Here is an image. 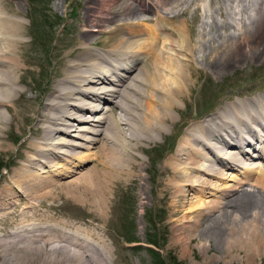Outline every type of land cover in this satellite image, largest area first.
<instances>
[{
  "label": "bare ground",
  "instance_id": "1",
  "mask_svg": "<svg viewBox=\"0 0 264 264\" xmlns=\"http://www.w3.org/2000/svg\"><path fill=\"white\" fill-rule=\"evenodd\" d=\"M130 1L144 10L132 9ZM180 1L88 2L89 25L83 30L82 52L74 62L63 63V78L52 83L44 111L38 114L39 125L33 130L38 140L27 142L22 164L0 178V264H116L105 233L102 235L104 229L96 224L106 219L109 181L134 171L133 151L152 135L162 133L176 98L188 88V71L191 73L195 61H199L196 54L202 65L215 72L237 65L243 45L256 56L264 54V0H226L229 5L247 3L244 19L235 24L220 13L223 21L214 22L216 31L209 38L201 32L197 48L185 30L189 28L186 22L174 26L172 18L154 7L155 21L167 26L147 28L151 18L144 17L143 12L148 7ZM116 2L130 7V11L112 13ZM10 3L0 0V153L5 149L4 129L17 118L14 103L16 98H23L19 84L28 72L25 24ZM101 6L108 7L106 15H95ZM185 14L183 11L173 17ZM109 27L110 46L104 53L90 50L94 34ZM120 29L127 36L113 43L112 36ZM174 32L179 42L172 38ZM138 48L148 56L137 69L142 61ZM92 57L98 62L87 61ZM104 106L110 107L105 113H110L111 121L102 113ZM1 109H6L10 117ZM88 133L93 137L85 138ZM63 137L82 138L91 144L103 142L98 151L103 149L105 154L95 165L98 171L89 170L78 182L59 186L51 177L78 173L71 166L74 147L80 145ZM255 142L264 144V95L248 103H230L200 126H189L170 157V186L177 199V213L184 211L188 196L196 191L209 193L210 182L205 177L224 179L233 172L246 178L257 175L256 189L244 188V183L237 189L225 188L220 202L185 212L183 223L176 226L174 244L183 248L186 264H254L264 257V164L246 163L264 161V147L255 146ZM246 156L253 159L245 161ZM54 161H63L71 169L63 167L64 172L57 174L52 169ZM67 192L77 204L92 210L87 224L43 214L44 209L55 211L56 201ZM17 205L23 207L18 209Z\"/></svg>",
  "mask_w": 264,
  "mask_h": 264
},
{
  "label": "rangeland",
  "instance_id": "2",
  "mask_svg": "<svg viewBox=\"0 0 264 264\" xmlns=\"http://www.w3.org/2000/svg\"><path fill=\"white\" fill-rule=\"evenodd\" d=\"M9 1L12 10L18 13L20 20L25 24L24 40L27 42L25 67L28 72L19 84L24 92L23 98H16L14 103V109L18 111L17 118L10 126L5 127L2 134L5 149L0 153V178L7 176V173L22 164L27 142L38 140L33 135V130L39 125L38 114L44 111L45 100L52 83H59L63 78L65 71L63 63L67 65L69 62H74V58L82 52L80 44L85 38L83 30L86 25H89L86 22V12L87 7L90 6L88 5L90 0ZM117 4L119 2L113 5L112 13L121 10L127 14L131 9ZM130 4L132 9L137 7L144 10L136 3L130 1ZM246 4V2H233L229 5L226 0H181L175 5H152V9L151 6L148 7V11H144L143 16L151 18V21L146 24L149 30H159L167 26L155 21L154 8L172 18L174 26L186 22L189 28L186 27L185 30L188 31L189 36L191 35V44L195 43L197 48L196 41L200 39L201 32L209 38L210 33L216 31L213 28L214 22H221L224 17L228 19V22L234 21L235 24L243 20ZM98 8L101 9L96 11L95 15H106L105 8L108 7ZM182 10L186 13L185 17H173L183 12ZM220 13H223L224 17H221ZM104 30L105 32L94 34L95 40L89 45L90 50L104 53V49L110 46L109 43L107 44V39L111 38L108 35L110 27ZM116 31L118 32L112 36L113 43H118L122 41V37L127 36L122 29ZM157 33L161 34L160 31ZM171 36L179 42V35L176 32ZM143 38H147V35ZM191 44L187 43L188 47H191ZM138 49L142 61L137 69L143 66L148 56V52ZM248 50L249 48L243 45L240 51V62L234 67L222 70L224 73L208 70L201 64L199 54H196V59L199 61H195L191 67V73L188 71V88L182 97L176 98L175 105L169 111L171 119L165 125L163 124L162 133L152 135L141 144L140 148L133 151L132 154L136 155L134 171L110 179L106 219L96 224L104 229L102 235L105 233L103 237L110 252L112 251L111 256L116 264H186L183 248L174 244L176 226L183 223L182 218L185 212H196L197 209H204L206 205L220 202L221 192L225 188L237 189L244 183V188L256 189L254 185L257 175L255 173L250 178L244 177L239 172L224 175V179L205 177L210 182L209 193L201 194L196 191L185 200L187 205L184 211L177 213V199L170 186L173 183L170 157L175 153L189 126H200L203 121L209 120L222 107L230 103H248L264 95V54L256 56L254 52H248ZM92 58L94 59L87 61L98 62L97 58ZM189 76L193 78L190 79ZM109 108L104 106L102 113L109 117L108 121H111L110 113H105ZM1 111L7 118L10 117L6 109ZM119 114L120 112H117L116 115ZM40 124L42 125V122ZM87 137L93 136L88 133L85 138ZM63 138L80 145L74 147L76 153L73 158L74 164L71 166L78 173L72 177H51L59 186L78 182L83 174L87 175L89 170L92 173L98 171L99 168L95 165L105 154L103 149L98 151V146H101L103 142L91 144L82 138ZM257 145L264 147V144L255 142V146ZM247 160L249 159L245 161ZM259 161L253 159L251 163H246H249L248 166H255V164L263 166L264 161ZM53 165L52 169L57 171V174L64 172L63 167L71 169L63 161H54ZM47 176H52V173ZM71 196L72 194L68 192L63 193L55 203V211L46 212L44 209L43 214L87 224L92 218V210L77 204L78 201ZM22 207L23 205H17L18 209ZM151 244H154L155 248ZM263 258L257 259L254 264H264Z\"/></svg>",
  "mask_w": 264,
  "mask_h": 264
},
{
  "label": "trees",
  "instance_id": "3",
  "mask_svg": "<svg viewBox=\"0 0 264 264\" xmlns=\"http://www.w3.org/2000/svg\"><path fill=\"white\" fill-rule=\"evenodd\" d=\"M130 242V241H129ZM129 242H126V243H129ZM153 247L155 246L154 244H151ZM155 248V247H154ZM150 251V250H149ZM153 254H155L153 251H151Z\"/></svg>",
  "mask_w": 264,
  "mask_h": 264
}]
</instances>
